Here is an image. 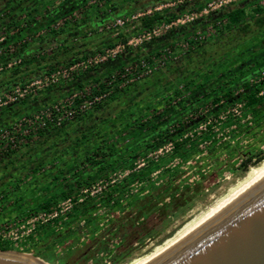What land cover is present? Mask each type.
Listing matches in <instances>:
<instances>
[{
  "label": "rangeland",
  "instance_id": "374dc122",
  "mask_svg": "<svg viewBox=\"0 0 264 264\" xmlns=\"http://www.w3.org/2000/svg\"><path fill=\"white\" fill-rule=\"evenodd\" d=\"M30 1L0 0V135L28 121L65 128L29 142L8 134L0 146V243L41 264H129L264 163V106L253 114L238 86L264 94V27L253 24L264 0H52L28 13ZM129 6L166 18L143 28L133 17L144 10ZM236 7L252 26L225 33ZM33 45L43 49L25 60L41 62L14 76ZM229 89L227 106L213 102ZM71 190L93 211L67 217ZM136 201L149 209L140 224ZM48 203L58 214L49 222L39 218Z\"/></svg>",
  "mask_w": 264,
  "mask_h": 264
},
{
  "label": "water",
  "instance_id": "95a60500",
  "mask_svg": "<svg viewBox=\"0 0 264 264\" xmlns=\"http://www.w3.org/2000/svg\"><path fill=\"white\" fill-rule=\"evenodd\" d=\"M37 259L0 249V264H41ZM143 264H264V170L173 246Z\"/></svg>",
  "mask_w": 264,
  "mask_h": 264
},
{
  "label": "trees",
  "instance_id": "16d2710c",
  "mask_svg": "<svg viewBox=\"0 0 264 264\" xmlns=\"http://www.w3.org/2000/svg\"><path fill=\"white\" fill-rule=\"evenodd\" d=\"M97 2H98V7H101V6H103V3L106 6L108 4H112L113 0H98ZM196 2H198V1H195L194 3H196ZM194 3L189 2V3H187V6L193 5ZM113 6L114 5H112V7ZM146 8H148V7H145V9H137L134 6H129V10L131 11V9H132V12H134V13L137 11H140V10H144L143 12H147L148 10ZM115 11H116V13L113 14L114 17L115 16L122 17L124 15L123 10H121V9H116ZM255 12H256L257 16L254 19L253 24L256 26H259V27H264V10L261 8H256ZM165 18H166V16H164L163 14L161 15L160 13H154V14L147 15V16L143 17V19H141V23H142L141 27L151 29L155 24L159 23L160 21H162ZM226 19H227L226 25L222 26V30L225 33H233L236 31L237 28H239L238 31L243 32L244 30H248L252 26V24L250 22H247L245 9L241 8V7H236V8L230 9L226 14ZM92 21L93 20H91V22ZM92 23L96 24L95 21H93ZM26 49L27 50L31 49L32 52L28 53L29 55H31L34 52L42 50L43 47L40 45H35V46L33 45L31 47H27ZM26 55L27 54H25V53H22L20 55L22 65H20L18 67L20 69H17V70L12 72L14 76H17V75H19V73L22 72V69H21L22 66L31 67L32 65H38L39 62H41V61L38 62L34 57H32L33 59H31L30 61H26L25 60V58L27 57ZM158 56L161 57L162 54L160 53V54H158ZM74 62H76V61H74ZM50 69H51V72H54L56 70V67L52 66ZM12 84H13L12 82H9L1 88L3 90L11 89L14 87V85H12ZM112 84H114V83L112 82ZM238 86L241 87L242 89H244V91H243L244 93L242 95L244 96L243 100L245 102V106L247 107V109L251 110L253 112V114H257L259 112L258 108L264 106V94H262L261 89L257 85H251L246 80L241 81V84ZM104 92H105V86L102 85V86L98 87V89L94 90V95H101ZM234 99H235L234 89H229L228 92H225L224 94H222V98L214 99L213 102L215 104H221V103L223 104V102H224L225 104H223V105L227 106L228 103ZM83 103H84L83 99L76 100V104L78 106L82 105ZM97 107L98 106H96V108ZM37 123H35V125H33L32 127L25 125V127L21 126V129L19 127H17V128H9L8 130L11 131V133H13L14 130H17L16 133L14 134V137L17 139V141H14V142H20V139H19L20 135L23 134L24 132L26 133L24 138H25V140H27L29 142L31 140V138L36 136V135L39 138H43L46 134L50 133L52 130H55V133L58 134L59 132L63 131V129L65 128V124H62L61 127H56V126L53 127L52 123H50L49 121H44V122L40 121ZM183 128H184V126H183ZM176 132H179V131H176ZM168 136L170 137L169 140L171 141L173 139L172 138L173 135L167 134V137ZM161 138H163V136ZM5 142H6V140H3L2 142H0V146L4 145ZM181 147H182L181 144H179V143L176 144L177 152H179V149ZM0 162H2V161H0ZM72 193H73V190L64 192V194H65L64 196L67 198H70ZM72 202L74 204L73 205L74 212H68L67 213V217H69V218H72L77 213L86 214V213L92 212L93 209L95 208L94 207V201H92V200L85 201V202L78 204V205H76L77 204L76 200H72ZM136 203H137V201H136ZM121 204L122 203L119 200H117L114 204V207L120 206ZM89 206H91V207L89 208ZM136 206H137L136 210L138 209V213H136V215L138 216L137 220H139V221L136 220L135 222H139V224H140V222L142 221V215L144 213H146V211H148L149 209H148V207H145L146 204H144L143 202L140 204L137 203ZM42 208L46 212H50V210L52 208V204L48 203V204L42 206ZM125 214H127L129 217V219H128L129 226L126 229V232L128 234H132L134 232L133 225H136V223H133V221L130 220V217L132 216L133 212H131V213L125 212ZM89 221L90 220L87 219V222H89ZM141 224L143 226L144 222H142ZM0 249L1 250H12L9 246H7L3 243H0ZM26 252H29V250ZM37 257H39V256L37 255Z\"/></svg>",
  "mask_w": 264,
  "mask_h": 264
},
{
  "label": "bare ground",
  "instance_id": "6f19581e",
  "mask_svg": "<svg viewBox=\"0 0 264 264\" xmlns=\"http://www.w3.org/2000/svg\"><path fill=\"white\" fill-rule=\"evenodd\" d=\"M262 170H264V163L257 168H253L247 178L244 181L239 183L235 188H233L229 194L225 197L217 201L214 205L208 207L203 213L197 216L194 220L190 223L186 224L173 238L168 239L163 245L159 246L152 254L143 258L142 260H135L129 264H143L151 259L155 258L159 254L163 253L171 246H173L176 242H178L181 238H183L186 234H188L191 230H193L210 212H212L217 206H219L224 200H226L231 194L237 191L240 187L254 178L257 174H259Z\"/></svg>",
  "mask_w": 264,
  "mask_h": 264
},
{
  "label": "built area",
  "instance_id": "2783aa9c",
  "mask_svg": "<svg viewBox=\"0 0 264 264\" xmlns=\"http://www.w3.org/2000/svg\"><path fill=\"white\" fill-rule=\"evenodd\" d=\"M152 11H147V12H143L142 14H138L137 15V17H133V19H135V18H139V17H141L142 16V18L143 17H145V16H147V15H150V14H153V13H151ZM119 23H123L122 21H119ZM151 34V33H150ZM19 63H21V60L19 61ZM10 66V65H9ZM1 101V100H0ZM40 122V121H39ZM35 123H37L36 121L35 122H32L31 123V121H28V124H30L31 126H33V125H35ZM60 124V123H59ZM21 126V125H20ZM16 133V131L14 130V132L13 133H11V131H9L8 129H6L5 131H4V136H1L0 135V142H2L3 140H6L7 138H8V134L9 135H14ZM12 139H14V137L12 136ZM13 142H14V140H13ZM68 204H69V206L67 207V209L68 210H71V209H73V202H72V199L71 198H69V200H68ZM63 212V211H62ZM58 217V214L57 213H52V208H51V210H50V212H46L45 210L43 211V213H41L40 215H39V218H45V221L47 220L48 222L49 221H53L55 218H57Z\"/></svg>",
  "mask_w": 264,
  "mask_h": 264
},
{
  "label": "crops",
  "instance_id": "0c3cea01",
  "mask_svg": "<svg viewBox=\"0 0 264 264\" xmlns=\"http://www.w3.org/2000/svg\"><path fill=\"white\" fill-rule=\"evenodd\" d=\"M50 1H52V0H34V3L35 4H32V3L29 4V3H27V5L25 7L26 10H27L26 12L30 13L31 12V9H30L31 7H33V9H36V8H40V7L44 6V5H48V2H50ZM87 1L88 0H68L67 4H68V6H70V8H74V7L77 8L78 5L84 4ZM30 2H32V0ZM55 11H57V10H55ZM41 14L44 15V13L41 12V10H39L38 15H41ZM93 20H94V18H93ZM91 25L94 26L93 23ZM93 26H92V28H93ZM31 52H32L31 49H28V50L26 49L24 53L27 54L26 56H28L29 55L28 53H31Z\"/></svg>",
  "mask_w": 264,
  "mask_h": 264
}]
</instances>
